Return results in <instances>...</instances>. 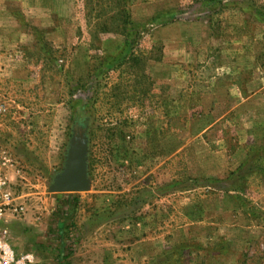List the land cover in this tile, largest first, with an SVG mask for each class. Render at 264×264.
<instances>
[{
  "label": "rangeland",
  "instance_id": "obj_1",
  "mask_svg": "<svg viewBox=\"0 0 264 264\" xmlns=\"http://www.w3.org/2000/svg\"><path fill=\"white\" fill-rule=\"evenodd\" d=\"M262 19L264 0H0V153L25 204L4 223L14 251L264 264ZM76 132L88 185L73 210L50 185Z\"/></svg>",
  "mask_w": 264,
  "mask_h": 264
},
{
  "label": "built area",
  "instance_id": "obj_2",
  "mask_svg": "<svg viewBox=\"0 0 264 264\" xmlns=\"http://www.w3.org/2000/svg\"><path fill=\"white\" fill-rule=\"evenodd\" d=\"M4 110L0 105V111ZM7 168L5 156L0 153V264H31L33 255L16 253L8 240V229L4 226L8 215L21 217L25 211L23 200L6 177Z\"/></svg>",
  "mask_w": 264,
  "mask_h": 264
},
{
  "label": "water",
  "instance_id": "obj_3",
  "mask_svg": "<svg viewBox=\"0 0 264 264\" xmlns=\"http://www.w3.org/2000/svg\"><path fill=\"white\" fill-rule=\"evenodd\" d=\"M85 153L86 140L81 133L76 132L70 140L65 168L50 185L51 191L71 193L87 188Z\"/></svg>",
  "mask_w": 264,
  "mask_h": 264
},
{
  "label": "trees",
  "instance_id": "obj_4",
  "mask_svg": "<svg viewBox=\"0 0 264 264\" xmlns=\"http://www.w3.org/2000/svg\"><path fill=\"white\" fill-rule=\"evenodd\" d=\"M211 1H219V0H211ZM262 23H264V19H262ZM249 168H251V167L249 166ZM72 194H73L72 192L71 193H67V195H64L62 200L64 202L65 201L71 202L73 204V206H74L73 210H75V205H76L78 199H77V196L72 195ZM65 212L66 211H62L61 213H65ZM69 226H72V224L66 226V225H64L63 221L57 223V227H58L57 230L59 231V235L63 236V234H65V232L69 233L67 231V228ZM71 250H72V244L66 245V244L61 243L59 249L57 250L56 257H55L57 264H70L69 256L71 254ZM240 264H243V262H241Z\"/></svg>",
  "mask_w": 264,
  "mask_h": 264
}]
</instances>
